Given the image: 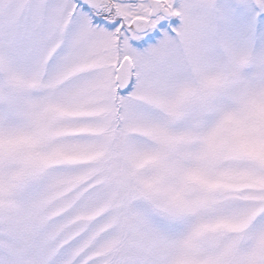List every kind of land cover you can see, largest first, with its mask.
<instances>
[{"label": "snow or ice", "instance_id": "snow-or-ice-1", "mask_svg": "<svg viewBox=\"0 0 264 264\" xmlns=\"http://www.w3.org/2000/svg\"><path fill=\"white\" fill-rule=\"evenodd\" d=\"M0 264H264V0H0Z\"/></svg>", "mask_w": 264, "mask_h": 264}]
</instances>
